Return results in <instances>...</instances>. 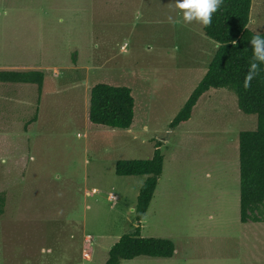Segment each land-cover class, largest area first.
<instances>
[{
    "label": "rangeland",
    "instance_id": "obj_1",
    "mask_svg": "<svg viewBox=\"0 0 264 264\" xmlns=\"http://www.w3.org/2000/svg\"><path fill=\"white\" fill-rule=\"evenodd\" d=\"M175 2L0 0V70L44 74L40 91L0 83V264H104L139 226L145 179L115 164L149 160L156 142L163 170L141 236L175 253L121 264H264V223L239 221L238 134L256 117L211 89L169 129L216 51L203 25L169 21ZM247 28L264 33V0L251 1ZM99 83L131 89L129 131L88 121Z\"/></svg>",
    "mask_w": 264,
    "mask_h": 264
},
{
    "label": "trees",
    "instance_id": "obj_2",
    "mask_svg": "<svg viewBox=\"0 0 264 264\" xmlns=\"http://www.w3.org/2000/svg\"><path fill=\"white\" fill-rule=\"evenodd\" d=\"M251 1L223 0L212 15L211 25L202 26L205 37L217 45L216 51L204 76L169 124V129H175L187 122L199 98L211 89L230 90L236 96L238 110L256 117L254 130L238 134L239 221L242 224L264 223V64L260 65V73L253 79L251 87L245 89L243 86L253 61L250 40L256 35L247 28ZM260 35L264 36V33ZM43 82L44 74L38 69L0 70V83L33 84L40 91ZM87 118L94 125L130 129L134 118L131 89L95 84L89 90ZM162 170L160 142L154 144L149 160L116 162L117 176H144L146 179L138 191L134 209V219L139 226L112 245L104 264H121L138 257L169 259L174 255L172 241L140 235V222L145 218ZM3 207L4 197L0 195V215Z\"/></svg>",
    "mask_w": 264,
    "mask_h": 264
},
{
    "label": "clouds",
    "instance_id": "obj_3",
    "mask_svg": "<svg viewBox=\"0 0 264 264\" xmlns=\"http://www.w3.org/2000/svg\"><path fill=\"white\" fill-rule=\"evenodd\" d=\"M223 0H176L175 8L179 10L180 19H174L169 16L171 23L176 24L183 22L188 25L193 22L199 23L204 27H208L212 23V15L218 11ZM235 45V41L232 42ZM253 61L250 63L247 74L244 79V88L251 87L253 79L260 73V65L264 64V36L259 33L254 35L250 40Z\"/></svg>",
    "mask_w": 264,
    "mask_h": 264
},
{
    "label": "crops",
    "instance_id": "obj_4",
    "mask_svg": "<svg viewBox=\"0 0 264 264\" xmlns=\"http://www.w3.org/2000/svg\"><path fill=\"white\" fill-rule=\"evenodd\" d=\"M216 48H217V45H216ZM77 66H75L74 68H76ZM3 70H5V69H3ZM6 70H8V69H6ZM39 70V69H38ZM88 113V112H87ZM34 119V118H33ZM88 119V118H87ZM190 120V119H189ZM188 120V121H189ZM187 121V122H188ZM187 122H185V123H187ZM185 123H183V124H185ZM183 124H181V125H183ZM180 125V126H181ZM180 126H178L177 128H179ZM177 128H175V129H177ZM172 131L174 130V129H171ZM126 131H129V129L128 130H126ZM161 176H162V174H161ZM161 176H160V178H161ZM160 178H159V180H160ZM146 179V178H145ZM145 179H144V181H145ZM144 181H143V183H144ZM159 183V182H158ZM158 183H157V186H156V189H157V187H158ZM156 191V190H155ZM154 194H155V192H154ZM153 198H154V196H153ZM152 198V199H153ZM152 201V200H151ZM149 208H150V205H149ZM148 208V209H149ZM147 212H148V210H147ZM145 223L143 222V220L140 222V235H142V230H143V228H142V225H144ZM142 237V236H141ZM149 258V257H148ZM153 259H156V258H153ZM157 259H159V258H157ZM107 260V259H106ZM147 260H149V262L150 261H152V260H150V259H147Z\"/></svg>",
    "mask_w": 264,
    "mask_h": 264
},
{
    "label": "built area",
    "instance_id": "obj_5",
    "mask_svg": "<svg viewBox=\"0 0 264 264\" xmlns=\"http://www.w3.org/2000/svg\"><path fill=\"white\" fill-rule=\"evenodd\" d=\"M125 47H126V45H125V46H122V48H121V49L123 50V49H125ZM110 198H112V197H110Z\"/></svg>",
    "mask_w": 264,
    "mask_h": 264
}]
</instances>
